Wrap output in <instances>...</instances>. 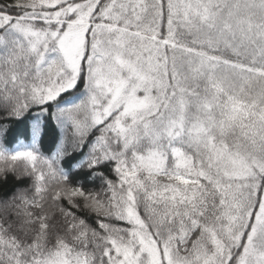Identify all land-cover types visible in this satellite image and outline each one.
<instances>
[{"label": "snow or ice", "instance_id": "1", "mask_svg": "<svg viewBox=\"0 0 264 264\" xmlns=\"http://www.w3.org/2000/svg\"><path fill=\"white\" fill-rule=\"evenodd\" d=\"M0 264H264V0H0Z\"/></svg>", "mask_w": 264, "mask_h": 264}]
</instances>
